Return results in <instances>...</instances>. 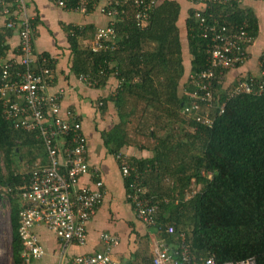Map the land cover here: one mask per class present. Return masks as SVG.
I'll use <instances>...</instances> for the list:
<instances>
[{
	"label": "trees",
	"instance_id": "16d2710c",
	"mask_svg": "<svg viewBox=\"0 0 264 264\" xmlns=\"http://www.w3.org/2000/svg\"><path fill=\"white\" fill-rule=\"evenodd\" d=\"M63 1L69 9L78 3ZM194 4L183 27L178 0H159L144 28L138 27L132 6L127 7L126 20L116 25L118 49L114 52L91 50L95 25L64 26L72 72L95 77L94 88L99 90L109 83L117 85L94 106L101 116L112 108L119 120L109 131H102L101 137L110 155L128 157L133 169L130 176L120 171L126 194L135 184L145 188V197L158 206L157 224L149 227L158 238L176 244L178 235L184 233L193 261L213 257L219 264L247 259L264 264V94L230 96L240 80L252 76H229L245 64L218 74L213 104H201L199 115L184 113L195 101L190 76L202 72L208 61L210 41L202 37L197 12L206 17L214 14L232 27L245 23L254 40L259 21L251 9L236 2L206 10ZM38 24L35 16L36 30ZM18 33V29L4 30L0 54L9 55ZM15 48L13 54L19 55V47ZM33 50L37 56L35 43ZM38 57L41 67L53 73L56 65L51 55L44 52ZM260 62L264 69L263 56ZM74 120L80 122L79 117ZM16 126L17 121L6 118L0 101V186L10 201L12 264H24L18 230L21 188L29 174L19 173L18 168L25 157L30 167L45 162L47 153L38 129L27 132ZM192 185L201 187L200 191L187 197ZM166 225H173L176 234L164 233ZM144 252H137L135 261L152 264L154 253L147 256Z\"/></svg>",
	"mask_w": 264,
	"mask_h": 264
},
{
	"label": "built area",
	"instance_id": "2783aa9c",
	"mask_svg": "<svg viewBox=\"0 0 264 264\" xmlns=\"http://www.w3.org/2000/svg\"><path fill=\"white\" fill-rule=\"evenodd\" d=\"M29 1L0 0V51L5 46V39L2 41L4 30L19 31V55L5 57L0 54V101L3 102L6 118L17 121V128L27 132L36 129L40 131L43 148L47 153L45 162L37 161L31 167L21 188L22 210L18 233L23 244L22 259L24 264H37L46 255L34 233L37 225H43L61 243L57 264H119L110 254L111 242L116 243L118 239L108 234L102 235L107 244L106 251L77 255L65 262L71 245L85 246L87 225L102 204L105 193L102 181L94 180L97 174L90 170L88 139L81 122L75 121L69 111L63 117L61 102L64 92H50L52 71L41 67L39 57L34 53L35 17ZM49 1L59 8L82 15L97 12L107 20L105 26L96 28L91 41L93 52H114L118 49L116 25L126 20L127 7L132 6L138 27L144 28L159 3V0H78L77 6L69 9L63 0ZM92 1L94 12L89 11ZM189 1L193 5L198 3L197 6L206 10L217 5L227 6L231 2L242 5L244 1L256 0ZM196 18L203 31L202 37L210 41L208 61L202 72L190 76L193 86L191 96L195 101L185 108L184 113L199 115L201 104L209 107L215 101L213 83L218 74L223 75L224 69L234 70L249 62V48L254 38L245 23L232 27L214 14L206 17L200 12H197ZM78 78L82 84L91 88L98 84L93 76L80 75ZM243 93L264 94V69L260 61L257 73L240 80L231 90L230 96ZM205 119L209 121L208 116ZM116 159L120 162L122 175L130 176L133 169L125 156L119 154ZM90 173L92 182L83 185L82 178ZM131 188L132 192L127 194V199L131 201L137 218L148 227L156 226L158 206L145 197V188L135 184ZM3 199L2 195L0 206L3 205ZM163 232L169 236L176 234L173 225H166ZM152 264L219 263L213 257L193 261L186 236L181 233L176 244H168L164 239L157 241ZM221 264H256V261L247 259Z\"/></svg>",
	"mask_w": 264,
	"mask_h": 264
},
{
	"label": "crops",
	"instance_id": "0c3cea01",
	"mask_svg": "<svg viewBox=\"0 0 264 264\" xmlns=\"http://www.w3.org/2000/svg\"><path fill=\"white\" fill-rule=\"evenodd\" d=\"M178 1L182 5L180 27H183L188 10L195 7V4L187 0ZM30 5L34 17L38 16L40 20L35 39L37 56L44 52L49 53L56 65L52 73L50 92L52 94L64 92L61 103L63 117L66 111H71L74 117L80 118L83 132L88 139V164L91 172L97 174L94 180L98 178L102 181L105 193L102 204L87 225L85 246L71 245L65 262H69L77 255L106 251L107 244L102 235L108 234L118 239L116 243L110 244V254L114 261L119 264H137L134 259L136 253L145 251L147 256L154 253L159 238L151 228L137 218L131 201L127 199L118 162L104 146L101 132L109 131L114 126L117 115L110 108L107 114L101 116L94 107L100 97L115 90L117 85L109 83L106 88L99 90L79 81L78 76L72 72L70 46L64 31V26L67 25L102 27L107 24V20L96 12L82 15L64 10L49 0H30ZM241 6L254 12L259 21V35L249 48V62L243 69L229 73L232 79L239 73L255 75L260 57L264 54V0L244 1ZM11 43L8 56L16 57L17 51L14 54L13 52L16 50L15 46L19 44L18 38ZM92 180L90 173L82 178L81 183L89 184ZM34 233L46 253L37 264H57L60 241L43 225H37Z\"/></svg>",
	"mask_w": 264,
	"mask_h": 264
},
{
	"label": "rangeland",
	"instance_id": "374dc122",
	"mask_svg": "<svg viewBox=\"0 0 264 264\" xmlns=\"http://www.w3.org/2000/svg\"><path fill=\"white\" fill-rule=\"evenodd\" d=\"M89 44L91 48V43ZM118 121L119 120L117 117L114 125H116ZM134 151L136 152V150ZM124 156L126 159H128L125 153ZM31 167L28 165L27 159L25 157L23 158L22 163L18 168V172L21 174H28L31 170ZM1 168L3 170V173H5L6 168L3 162L1 163ZM200 188L201 187L195 185L190 186L187 189V197H191L196 193H198L200 191ZM6 192H7L6 189L1 187L0 193L3 195V197L4 195H6ZM10 213H11L10 201L8 198H4L3 205L0 206V237H1V248H2V254L0 256V264H12V227H11Z\"/></svg>",
	"mask_w": 264,
	"mask_h": 264
}]
</instances>
